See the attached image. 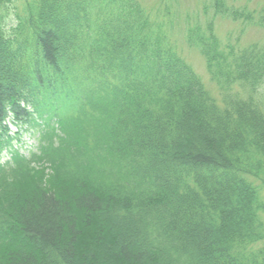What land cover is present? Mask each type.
Listing matches in <instances>:
<instances>
[{"label": "trees", "instance_id": "trees-1", "mask_svg": "<svg viewBox=\"0 0 264 264\" xmlns=\"http://www.w3.org/2000/svg\"><path fill=\"white\" fill-rule=\"evenodd\" d=\"M243 9L0 0V264H264V44L216 30Z\"/></svg>", "mask_w": 264, "mask_h": 264}, {"label": "rangeland", "instance_id": "rangeland-1", "mask_svg": "<svg viewBox=\"0 0 264 264\" xmlns=\"http://www.w3.org/2000/svg\"><path fill=\"white\" fill-rule=\"evenodd\" d=\"M146 7L156 9L157 7H171L174 10L178 9L179 12H195L203 10L204 7H211L212 0H142ZM16 3V1H15ZM7 2L4 15V24L7 28L12 27L15 24V12L12 7H16V4ZM228 3L236 8H248V10L264 9V0H228ZM7 8V9H6ZM246 9H243L244 11ZM216 30L223 42V44L231 43L236 47H244L252 43L264 44V27H245L240 22H233L224 18H218L216 20ZM182 40V36H180ZM180 49L184 57L192 64L198 74L204 79L209 89L214 91L216 96L219 95L214 84L211 83L206 64L199 52L190 48L184 41H180ZM12 133L18 130V126L12 123V120L7 121ZM26 129V127L24 128ZM18 149L21 153L29 155L30 152L36 151L38 146V134L32 129H28L22 132L20 141H16ZM8 151H5L1 157V161H5L9 158ZM264 245V242L262 243Z\"/></svg>", "mask_w": 264, "mask_h": 264}]
</instances>
